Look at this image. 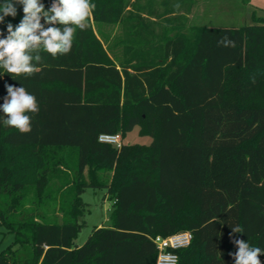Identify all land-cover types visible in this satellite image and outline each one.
Returning a JSON list of instances; mask_svg holds the SVG:
<instances>
[{
    "label": "trees",
    "instance_id": "obj_1",
    "mask_svg": "<svg viewBox=\"0 0 264 264\" xmlns=\"http://www.w3.org/2000/svg\"><path fill=\"white\" fill-rule=\"evenodd\" d=\"M91 2L68 54L41 52L32 76L0 68V105L12 85L40 109L27 134L0 111V264H156L153 238L184 230L178 264H235V239L264 249V16L187 29L198 0ZM136 126L150 143L123 142ZM87 188L107 190L112 217L78 245Z\"/></svg>",
    "mask_w": 264,
    "mask_h": 264
},
{
    "label": "clouds",
    "instance_id": "obj_2",
    "mask_svg": "<svg viewBox=\"0 0 264 264\" xmlns=\"http://www.w3.org/2000/svg\"><path fill=\"white\" fill-rule=\"evenodd\" d=\"M23 5V18L13 27L7 25V35L0 32V68L15 76H32L41 61V52L52 57L68 54L77 30H86L92 17L95 4L91 0H53L45 10L41 0H15ZM0 23L6 16L17 14L13 0H4L0 5ZM44 21L42 23L41 21ZM48 25V27H45ZM228 46L231 42L224 39ZM7 96L0 105L4 114L3 124L18 130L21 134L31 132V116L39 112L36 97L24 87L6 85ZM233 233H241L239 226L232 227ZM237 251L231 253L235 264H261L259 259L264 249L250 246L243 239H235Z\"/></svg>",
    "mask_w": 264,
    "mask_h": 264
},
{
    "label": "rangeland",
    "instance_id": "obj_3",
    "mask_svg": "<svg viewBox=\"0 0 264 264\" xmlns=\"http://www.w3.org/2000/svg\"><path fill=\"white\" fill-rule=\"evenodd\" d=\"M192 10L193 11L187 16V29L196 25L204 24L240 26L244 23H251L253 21V10L256 11L257 15L264 16V0H251L250 4L247 5L241 3L238 4L234 1L222 2L220 0H198ZM104 28L106 31L112 32L113 36L118 33L117 27L111 28L108 26ZM94 29L96 34H99V28L94 26ZM160 29L161 28H158V30ZM180 29L181 27L179 26L172 28L173 31ZM150 141L151 137L149 135H144L139 132V126H136L132 131L127 132L123 138V142L126 144H148ZM55 179L57 183L63 180L59 175ZM82 198L87 203L86 206L88 211L84 216L85 223L75 239V243L78 245H81L86 241L94 226L109 225L111 223L114 203V199L107 194L105 188H87L82 194ZM59 215H61L60 211ZM0 231H4L1 226ZM12 240L13 236L11 234H4V240L1 246H6Z\"/></svg>",
    "mask_w": 264,
    "mask_h": 264
},
{
    "label": "built area",
    "instance_id": "obj_4",
    "mask_svg": "<svg viewBox=\"0 0 264 264\" xmlns=\"http://www.w3.org/2000/svg\"><path fill=\"white\" fill-rule=\"evenodd\" d=\"M98 139L101 142H107L117 147L122 144V138L119 133H103L99 135ZM193 237V233L189 230L179 231L167 236H155L153 240L158 249L156 264H178V250L190 246Z\"/></svg>",
    "mask_w": 264,
    "mask_h": 264
}]
</instances>
